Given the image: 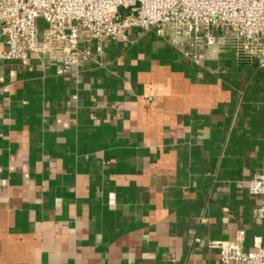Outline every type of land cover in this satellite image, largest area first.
Here are the masks:
<instances>
[{
	"label": "crops",
	"instance_id": "obj_1",
	"mask_svg": "<svg viewBox=\"0 0 264 264\" xmlns=\"http://www.w3.org/2000/svg\"><path fill=\"white\" fill-rule=\"evenodd\" d=\"M80 71L0 59V264H220L264 247V69L152 32ZM7 50L0 35V53Z\"/></svg>",
	"mask_w": 264,
	"mask_h": 264
},
{
	"label": "built area",
	"instance_id": "obj_2",
	"mask_svg": "<svg viewBox=\"0 0 264 264\" xmlns=\"http://www.w3.org/2000/svg\"><path fill=\"white\" fill-rule=\"evenodd\" d=\"M48 30L40 41L37 21ZM133 29L152 31L185 58H209L220 43H229L238 60L264 69V0H0V35L7 50L0 59L20 61L28 53L80 71L102 53L106 41L127 42ZM261 199L253 211L264 219V174L247 183ZM243 231L230 242L215 244L220 264H264V247L244 250Z\"/></svg>",
	"mask_w": 264,
	"mask_h": 264
},
{
	"label": "rangeland",
	"instance_id": "obj_3",
	"mask_svg": "<svg viewBox=\"0 0 264 264\" xmlns=\"http://www.w3.org/2000/svg\"><path fill=\"white\" fill-rule=\"evenodd\" d=\"M36 25L39 30L40 41H42L45 33L48 30V25L42 18L37 21Z\"/></svg>",
	"mask_w": 264,
	"mask_h": 264
}]
</instances>
